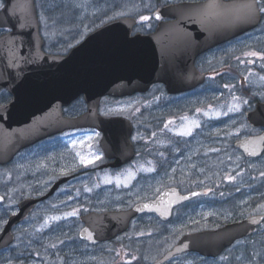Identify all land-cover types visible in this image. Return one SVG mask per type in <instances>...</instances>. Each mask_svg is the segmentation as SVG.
Returning a JSON list of instances; mask_svg holds the SVG:
<instances>
[{
	"label": "rangeland",
	"instance_id": "obj_1",
	"mask_svg": "<svg viewBox=\"0 0 264 264\" xmlns=\"http://www.w3.org/2000/svg\"><path fill=\"white\" fill-rule=\"evenodd\" d=\"M176 1L180 0H35V3L47 48L61 52L121 12L134 15L154 10L158 2ZM259 2L264 7V0ZM250 52L264 53V13L255 29L202 58L200 68L225 65L230 71L217 78L211 77L188 96L159 99L154 94L159 90L155 87L143 96L102 98L100 112L104 114L131 115L145 107L144 102L149 106L173 104L184 117L178 119L174 128H169L170 132L181 135L191 127L189 135H182L188 148L183 162L175 163L174 158L167 169L157 171L155 159L164 158V155L158 153L157 146H147L138 148L134 160L122 168H96L92 173L89 171L61 184L55 194L37 206L32 220L22 225L20 233L29 228V240L23 242L18 238L4 257L12 259L21 254L24 264H153L181 235L216 228L253 214L256 207L251 186L256 161L244 157L233 147L234 140L258 132L244 119L245 110L251 106L250 98L256 96L264 100V58L246 55ZM241 76H246L245 82H241ZM80 105L78 100L75 107ZM139 133L141 126L137 122V138ZM65 138L58 149L45 153L44 144H41L20 153L12 164L18 168L20 178L19 183L17 178L14 180L18 190L13 196L31 194L32 184L35 195L44 194L57 177L67 174L71 167L76 170L97 167L104 161L96 129L68 133ZM170 145L165 142L161 147ZM171 148L175 150L177 146ZM77 153L99 159L85 166ZM129 171L134 173L130 179ZM171 185L183 192L203 188L205 193L176 208L167 222L154 214H144L132 221L128 231L111 241L89 245L78 238L79 216L83 212L127 208L137 201L154 197ZM12 202L10 199L8 204ZM73 211L75 215H68ZM164 264H264V235L240 239L216 258L188 252Z\"/></svg>",
	"mask_w": 264,
	"mask_h": 264
},
{
	"label": "water",
	"instance_id": "obj_2",
	"mask_svg": "<svg viewBox=\"0 0 264 264\" xmlns=\"http://www.w3.org/2000/svg\"><path fill=\"white\" fill-rule=\"evenodd\" d=\"M2 1L0 27L9 31L0 35V89H7L12 99L0 105L1 163L49 135L82 127L102 132L99 144L104 156L114 160L113 167L128 163L135 156L132 122L123 115L101 114V98L145 92L156 82H163L170 93L193 89L209 73L197 69L196 58L254 29L262 18L258 0L171 2L154 10L158 20H170L160 21L151 33H132L136 18L123 16L102 23L66 54H53L43 50L35 0ZM80 96L86 110L76 116L64 115L62 108ZM245 117L251 126L264 127V101H258ZM233 145L246 157H258L264 149V131L239 138ZM69 179L62 176L48 192L19 202L18 213L9 217L0 234V249L14 242L13 225ZM204 191L182 192L177 186H166L128 208L90 211L80 216L83 226L78 237L93 245L109 241L127 231L131 221L142 214L168 221L174 208ZM263 220L264 214H251L216 228L185 233L153 264H164L187 252L218 257L237 240L251 235Z\"/></svg>",
	"mask_w": 264,
	"mask_h": 264
},
{
	"label": "flooded vegetation",
	"instance_id": "obj_3",
	"mask_svg": "<svg viewBox=\"0 0 264 264\" xmlns=\"http://www.w3.org/2000/svg\"><path fill=\"white\" fill-rule=\"evenodd\" d=\"M1 4H2V1H1ZM128 15H130V14H125V13L121 12L118 15H115L114 17H112L111 19H115V18L122 17V16H128ZM132 16H134L136 18V24L132 29V33H135L138 31L142 32V33H151L156 29V27L160 21H169L170 20L169 17H165L161 20L156 19L155 13L153 10L144 11V12H140V13H134V15H132ZM142 16H147V17H149V19L142 21L141 20ZM38 20L40 23V34H41L42 39H43V50L46 53L66 54L72 46L61 51V52H53L47 48V41H46V38H45L43 31H42V22H41V18H40L39 13H38ZM7 31H9L8 28L0 27V35L3 33H6ZM246 33H248V32H246ZM246 33H244V34H246ZM244 34H242V35H244ZM225 43L226 42L215 46L214 48L200 54L196 58V60H195L196 67L200 71H208L209 72L206 76L204 83L198 85L197 87H195L193 89L187 90V91H182L179 93H170L167 91L166 86L163 82H156V83L152 84L146 92L136 93L135 95L136 96L137 95L143 96V95L149 94L153 90V88L157 87L159 90L155 91L154 94L156 95V98H159V99H166V98L172 99V98L181 97V96H188L189 94L193 93L195 90H197L201 86H203L205 83H207L211 77L217 78V77L221 76V74L223 75L226 72H228V66H225V65H222V66L217 67V68H203V67L200 68L202 58L208 52L212 51L215 48H218L219 46H221ZM221 67H226V70L224 69V72H223V70L220 69ZM216 69H219V70L215 71ZM245 77L246 76H241V82L246 81ZM241 82L239 81L238 84H241ZM241 87H243L242 84H241ZM243 90H246V89H243ZM243 93H245V92L243 91ZM11 99H12V94L7 89H5V88L0 89V105H5V104L9 103L11 101ZM78 100L80 101L81 105L79 107H75V103H77ZM258 100H255V102L251 103V106L248 109H246L244 112V119H245L246 123L251 128L258 131L256 133L248 134L247 136L259 134V133L264 131V127H253L247 122V120L245 118L246 112L249 110H252L255 107ZM259 101H263V100H259ZM144 106L145 107H141L140 109L136 110L131 115H125V114H120V113L106 114V115H124L132 121L133 131H132V135H131V140H132V143L135 147V157H136L138 148H145L147 146H151V147L157 146L159 148L158 153L161 155H164V158L161 157V158L155 159V164H156L155 169L157 171H162L163 169H167L169 167L170 163L174 160V158H175V163L179 162V161L182 163L183 158L187 155V152H188V148L185 147L187 140H183L185 138L184 136L179 135L178 133H175L173 131L170 132V130H169V128H174L176 126L179 118L184 117V116H181L182 112H179V110L173 104L167 105V103H161L159 106H149L148 102H144ZM85 110H86V104L84 103L82 97L77 98L75 101H73L69 105H66L62 108L63 114L66 116H76V115L83 113ZM102 114H104V113H102ZM137 122H139L140 126H141V133H139V136H140L139 138H137V136H136V134H137ZM169 122H171V123H169ZM88 128H90V127L65 129V130L59 131L57 133L49 135V136L35 142L34 144H32L28 147L21 149L7 163H1L0 162V234L2 233L4 226L7 223L9 217L13 214L18 213L19 202L22 199H24L28 196H40V195H35L34 190H32L33 184L30 187L31 194H26V195L21 194V196H19V195L13 196V192L18 190V186L16 185V182L14 184V180L17 178L16 181L18 183L20 180V178L18 176V168L13 167V165H14L13 163L18 159L20 153L27 151V150L35 149L36 147H39L41 144H44L43 148L45 149V153L48 150L58 149L63 145L62 140L65 138V136L68 133L75 134L77 131H80L82 129H88ZM90 129H95V128H90ZM97 131L99 132L100 138H101L102 132L99 130H97ZM165 142L169 143L171 145L168 147H161ZM51 143H53L52 146H51ZM172 146H177V149L173 150L171 148ZM243 156H244V154H243ZM244 157H246V156H244ZM246 158H250L253 161H256V165L253 167V170H252V186H251L252 193H253V205L256 207L253 214H264V175H262V173H264V160L258 161L259 159H264V149H263L260 156H258V157H246ZM113 162H114L113 159H106L104 157V161L97 167L91 166V167H88L85 169H79V170H76V168L71 167V169L69 170V172L67 174L59 175L57 177V179L62 177V176H70V179L67 181V182H69L73 179L78 178L81 175L87 174L89 171H90V173H92L94 171V169H96V168L118 169V168H122L123 166L126 165V164L122 165L121 167H113L111 165ZM130 162H128V163H130ZM9 167H11L12 170L11 169L8 170ZM28 177L31 178L32 176L29 175ZM21 179H23V178H21ZM63 184H65V183H63ZM59 188H60V186L55 190V192ZM55 192L53 194H55ZM52 195H50L49 197H51ZM49 197H47V198H49ZM10 199H12L14 202H12L9 205L8 201ZM43 201L38 202L36 207L33 208L26 217H24L17 224L13 225L11 231L13 232L15 239H14V242L7 249H0V264H24V263H22V260L24 257L21 254L13 256L14 258L10 259V258L4 257V253H6V251L10 247L13 246V244L18 240V238L22 239L23 242L29 240V238L31 237V235H29V231H30L28 228L29 226L27 227L28 228L27 230L24 229L23 234L20 233V230L23 229L22 228L23 224L32 220L37 206ZM90 211H93V210H88L86 212H83V214H86ZM83 214H81V215H83ZM80 216H79V221H80V224L82 226L83 223L80 220ZM260 235H264V220L259 225H257V227L254 229V232L252 233L251 237L256 236L258 238ZM81 241L86 242L84 240H81ZM87 244H89V243H87ZM89 245H91V244H89Z\"/></svg>",
	"mask_w": 264,
	"mask_h": 264
},
{
	"label": "snow or ice",
	"instance_id": "obj_4",
	"mask_svg": "<svg viewBox=\"0 0 264 264\" xmlns=\"http://www.w3.org/2000/svg\"><path fill=\"white\" fill-rule=\"evenodd\" d=\"M249 11H250V12H254L255 10L249 8ZM259 11H260L261 13H264V7L260 8ZM156 18L159 19V18H160L159 15H157ZM148 19H149V17H147V16H142V17H141V20H142V21H144V20H148ZM246 55H250V56H254V57H255V56H259V57H261V58H264V53L250 52V53H246ZM249 62H251V61H249ZM262 79H264V78H262ZM225 87H228V86L225 85ZM230 110H236V109H235V108H230ZM197 111H200V109H197ZM217 115H219V113H217ZM183 119H186V118H183ZM169 123H171V122H169ZM192 125L195 126V122H192ZM190 133H191V127H188L187 130L182 131L180 134H181V135H189ZM97 135H98V134H97ZM74 143H75V142H74ZM77 155L79 156L80 163H81L82 165H85V166L94 163L95 159H99V157L88 158V157H86V156H84V155H81L80 153H77ZM142 170L151 171L152 169H150V168H149V169H143V168H142ZM127 175H128V178L130 179V178L134 175V173H132L131 171H129ZM262 175H264V173H262ZM229 179H231V177H229ZM106 182H111V181H106ZM119 183H120V180L118 179V180H117V184H119ZM192 195H197V193H193ZM182 199H183V197H182ZM145 207H149V206H148V205H145ZM75 214H76V212L73 211V212L69 213L68 215H75ZM164 214H167V213H166V212H162V215H164ZM53 219H56V218L53 217ZM89 238H91V237L89 236Z\"/></svg>",
	"mask_w": 264,
	"mask_h": 264
},
{
	"label": "trees",
	"instance_id": "obj_5",
	"mask_svg": "<svg viewBox=\"0 0 264 264\" xmlns=\"http://www.w3.org/2000/svg\"><path fill=\"white\" fill-rule=\"evenodd\" d=\"M158 5H161V3L160 2H158ZM247 90V89H246ZM248 91V90H247ZM259 98H257L256 96H254V97H252V98H250V102L251 103H253V102H255V100H258Z\"/></svg>",
	"mask_w": 264,
	"mask_h": 264
}]
</instances>
